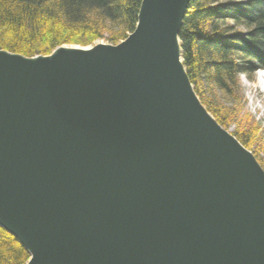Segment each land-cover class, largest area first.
Returning <instances> with one entry per match:
<instances>
[{"label": "water", "instance_id": "95a60500", "mask_svg": "<svg viewBox=\"0 0 264 264\" xmlns=\"http://www.w3.org/2000/svg\"><path fill=\"white\" fill-rule=\"evenodd\" d=\"M188 2L142 0L117 44L0 49V227L26 264H264V170L187 77Z\"/></svg>", "mask_w": 264, "mask_h": 264}, {"label": "trees", "instance_id": "16d2710c", "mask_svg": "<svg viewBox=\"0 0 264 264\" xmlns=\"http://www.w3.org/2000/svg\"><path fill=\"white\" fill-rule=\"evenodd\" d=\"M141 1L0 0V49L31 57L48 55L64 44L85 46L99 39L117 44L134 30ZM228 22L246 30L229 33ZM179 38L196 95L219 124L228 126L234 112L207 102L203 91L240 102V76L264 70V0H189ZM258 127L250 132L255 134ZM258 160L263 166L264 160ZM28 258L23 246L0 227V264H26Z\"/></svg>", "mask_w": 264, "mask_h": 264}, {"label": "rangeland", "instance_id": "374dc122", "mask_svg": "<svg viewBox=\"0 0 264 264\" xmlns=\"http://www.w3.org/2000/svg\"><path fill=\"white\" fill-rule=\"evenodd\" d=\"M220 1L223 2L228 0ZM227 27L229 29V33L246 30L244 26L236 25L232 22H228ZM97 41L108 43L105 39H99L95 42ZM259 72L260 71H253L250 77H247V75L240 76L239 86L241 89L240 95L242 97L240 102L229 103L228 100L223 98L221 93L217 91H210V93L203 90L202 91L205 93L207 102H210V104L219 105L221 103L224 107L226 106L229 111L234 112L233 115L235 120L233 122L228 124L226 127L222 126L221 124L220 125L237 140L238 135L244 141V143H241L239 140L238 141L254 156L260 165L258 157L264 160V94H262V91L256 93L251 89L254 78ZM208 112L211 114L210 111ZM257 126L261 127L260 132L258 127L256 133L252 134L250 129H255ZM258 135L261 137L258 138ZM260 167L264 170V165H260Z\"/></svg>", "mask_w": 264, "mask_h": 264}, {"label": "bare ground", "instance_id": "6f19581e", "mask_svg": "<svg viewBox=\"0 0 264 264\" xmlns=\"http://www.w3.org/2000/svg\"><path fill=\"white\" fill-rule=\"evenodd\" d=\"M97 42H101V41H97ZM64 46L66 47H72V48H75V47H82V45L78 46V44H65ZM179 61H180V57H179ZM182 63H183V58H182ZM261 70V69H260ZM191 83V82H190ZM192 85V84H191ZM193 86V85H192ZM194 89V88H193ZM251 89L252 91L254 92H261L262 91V94H264V70H261L259 73L256 74L255 78H254V81L251 85ZM10 234V233H9ZM11 235V234H10ZM13 236V235H12ZM14 237V236H13ZM15 238V237H14ZM16 239V238H15ZM17 240V239H16ZM18 241V240H17ZM19 242V241H18ZM20 245H22L20 242H19ZM23 246V245H22ZM24 248V247H23Z\"/></svg>", "mask_w": 264, "mask_h": 264}]
</instances>
